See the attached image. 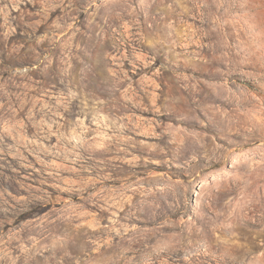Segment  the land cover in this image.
<instances>
[{
  "label": "clouds",
  "instance_id": "1",
  "mask_svg": "<svg viewBox=\"0 0 264 264\" xmlns=\"http://www.w3.org/2000/svg\"><path fill=\"white\" fill-rule=\"evenodd\" d=\"M21 2L0 0V13L6 35L15 32L10 20L27 23L32 51L45 40L55 46L57 32L75 34L81 11L93 23L127 19L133 31L129 40L113 30L115 59L105 58L111 94L103 100L71 82L61 80L58 91L45 75L33 79L45 60L44 68L51 66L39 54L32 67L0 75V159L11 155L38 173L35 187L21 184L23 193L0 186V264H167L178 249L187 264H264V0H171L142 35L144 0H43L41 20L32 22L27 12L10 16ZM110 2L118 9L105 15ZM56 7L61 14L37 35ZM196 38L208 43L190 52ZM202 49L221 83L195 103L178 97L174 108L164 91L154 108L147 89L113 68L127 61L131 71H144L136 53H146L149 71L159 61L158 78L181 62L204 61ZM136 110L155 118L129 121L125 114ZM198 188L202 216L193 211ZM82 219L91 220L92 231Z\"/></svg>",
  "mask_w": 264,
  "mask_h": 264
},
{
  "label": "rangeland",
  "instance_id": "2",
  "mask_svg": "<svg viewBox=\"0 0 264 264\" xmlns=\"http://www.w3.org/2000/svg\"><path fill=\"white\" fill-rule=\"evenodd\" d=\"M54 0H49V3ZM140 0H133L134 5L139 3ZM171 0H144L141 4L143 10V16L137 17V23L140 25L141 35L144 31L151 29L152 17L163 16L166 9L163 8L164 4H170ZM45 7L43 0H23L19 4V8H12L10 10V16L18 17L21 12H27L32 14L31 20L29 17H25L26 22L40 21L41 17L37 15ZM114 9H118V4L110 2L106 8L105 15H110ZM91 11V10H89ZM61 14V8H49L47 23L41 22L36 26L37 35L44 36L46 29L51 26L52 21ZM167 19V17H165ZM146 21V23L144 22ZM11 26L15 29L14 34L6 35L9 29L5 27L4 16L0 13V69L4 71L0 73L4 79L8 76V69L15 70L17 67H32L35 63V57L39 54L41 57H48L51 61V66L44 68V64L48 63V60L44 61V64L40 65L43 70L41 73H37L34 69L30 75L33 79H39L41 75L48 77V82L54 83L58 91H63V85L60 81L63 80L64 84L67 85L69 82L77 84L85 94L92 96H99L102 100L106 99L111 93V83L107 79L108 69L105 65V58L109 61L115 59L113 53L114 39L113 30L116 33L123 31L127 39H131L132 26L129 24L127 19L124 20H109L107 24L102 19L97 20L95 23L92 22L91 17L86 12L81 11L76 17V24L74 25L76 32L75 34L69 35L68 33L61 35L59 32L56 34L55 46H50L48 41L42 42V46L32 51L29 44L26 43L27 35L32 29L27 27V23L21 24L19 19L10 20ZM187 24L191 26V18L187 20ZM100 25H103V34L97 36V32H101ZM110 25V27H109ZM191 27L184 29V31H192ZM5 39L7 40V46H5ZM207 44L208 41L200 40L196 38L194 43L188 45L189 51H193L199 44ZM14 45H20L19 51H13ZM135 45H130L134 47ZM84 48V51L81 49ZM180 51V49H177ZM204 55V61L193 62L189 67H184L183 62L181 66L177 67L173 65L171 68L166 69L164 72L159 73L158 78L153 77V73L159 71V61L154 62L149 71V65L144 59V55L141 52L136 53L137 59L141 64L144 65V71L136 69L131 71L133 65L127 61L122 65H113V68L120 67L123 72L127 74L136 83L140 84L143 88L148 90V97H146L148 104L154 108L158 105L159 101L156 99L161 91L166 93L169 101V107L174 108L176 104L180 102L178 97H183L184 100L191 98L192 102L195 103L203 93L210 91V88H214L221 81L217 78L210 66L205 62L208 58L207 49L201 50ZM19 82V81H18ZM224 83H227L225 81ZM231 88V84H228ZM249 91L256 95V88L252 83H246L244 85ZM125 89H121L120 95L122 96ZM129 121H135L139 123L142 120H153L155 118L154 113H149L146 110H136L134 112H128L125 114ZM252 117L255 120H260L261 116L252 113ZM32 130L30 129L29 132ZM147 142L151 143V139L148 137H140ZM55 138L53 137V141ZM29 160L33 157L29 156ZM39 168V165H34ZM29 173H32L29 177ZM153 174L163 176L164 171L156 170ZM38 173L33 172L32 168H25L19 161L11 155L5 156L0 159V186L7 187L10 192L15 194L14 189H19L21 193L24 192V188L21 187L22 183L31 184L35 187V181ZM217 182H221V178L217 177ZM201 189L193 194V198L196 203V208L193 209L197 216H202L203 213L199 212V203L202 199ZM67 199V196L60 197ZM187 199V197H186ZM233 207H237V204H233ZM205 208L208 211H212L205 202ZM247 209L241 206V212H246ZM251 216V212L247 213ZM180 220V217H176ZM221 219H224L223 217ZM231 219V218H229ZM227 223V220H225ZM249 224L252 221H248ZM80 224L84 227H88L89 231L93 229L89 227L91 220L80 221ZM135 226V225H134ZM7 229L5 228V231ZM215 235L219 236V233ZM222 238V237H221ZM186 251L184 249H178L177 252L167 257V264H187V261L183 259ZM163 255V254H162ZM31 264V259H30ZM35 264H39V260L35 261Z\"/></svg>",
  "mask_w": 264,
  "mask_h": 264
}]
</instances>
